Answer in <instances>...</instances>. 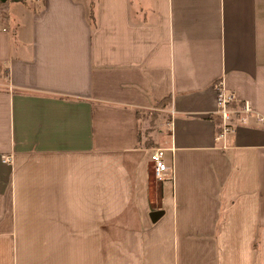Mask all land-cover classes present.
<instances>
[{"label": "crops", "instance_id": "1", "mask_svg": "<svg viewBox=\"0 0 264 264\" xmlns=\"http://www.w3.org/2000/svg\"><path fill=\"white\" fill-rule=\"evenodd\" d=\"M218 81L264 117V0H0V264H264V123L215 142Z\"/></svg>", "mask_w": 264, "mask_h": 264}, {"label": "built area", "instance_id": "2", "mask_svg": "<svg viewBox=\"0 0 264 264\" xmlns=\"http://www.w3.org/2000/svg\"><path fill=\"white\" fill-rule=\"evenodd\" d=\"M2 31L5 32L6 28H2ZM214 91L216 96L214 115L218 118L219 122L215 142L220 143L225 141L227 135L233 131L237 124L244 125L250 118H253L258 124L264 123L263 116L257 113L249 103L237 100L233 94L225 89L221 81L215 83ZM222 148L226 147L223 145ZM165 152L166 150L163 148H156L152 150L150 155L154 176L160 181H165V178L169 176L172 178V171L165 163Z\"/></svg>", "mask_w": 264, "mask_h": 264}, {"label": "rangeland", "instance_id": "3", "mask_svg": "<svg viewBox=\"0 0 264 264\" xmlns=\"http://www.w3.org/2000/svg\"><path fill=\"white\" fill-rule=\"evenodd\" d=\"M35 5H36L35 2L31 3L30 4V8L33 7V6H35ZM1 12H2V14H5V9L3 7H1ZM18 33H19V31H17L16 34H15V37H16L15 40L17 42H18ZM148 131H149V127L146 125V127L144 128V132L145 133H148Z\"/></svg>", "mask_w": 264, "mask_h": 264}, {"label": "water", "instance_id": "4", "mask_svg": "<svg viewBox=\"0 0 264 264\" xmlns=\"http://www.w3.org/2000/svg\"><path fill=\"white\" fill-rule=\"evenodd\" d=\"M160 214H161V213H152V214L150 215L151 221H152V222H156V221L159 219Z\"/></svg>", "mask_w": 264, "mask_h": 264}]
</instances>
